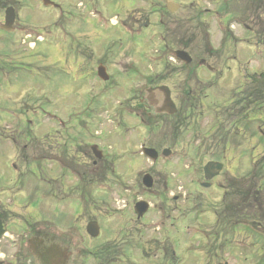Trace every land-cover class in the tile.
<instances>
[{
    "label": "rangeland",
    "instance_id": "374dc122",
    "mask_svg": "<svg viewBox=\"0 0 264 264\" xmlns=\"http://www.w3.org/2000/svg\"><path fill=\"white\" fill-rule=\"evenodd\" d=\"M62 1L67 8L71 7L74 4L73 2H77L78 0ZM231 1L232 0H227V4L234 7L233 14L235 18L240 22L244 21L250 27V30L253 31V26L255 27L256 23L255 19L252 18V21L250 22L248 19V11L246 7H244V5L236 6L232 4ZM240 1L243 4L246 3V0ZM20 3L21 4L17 2L16 5L20 8L19 11L22 23L26 24L27 26L18 24V30L22 27L27 29V32L29 31V33L33 32V30H45L48 28V26L54 25L58 21L56 13L57 10L54 8L41 7L38 2L36 3L35 0H20ZM119 5L120 2L117 4L109 2L107 4L106 2H103V6L100 7L104 11L101 14V17L109 19V17L113 14H121V11L123 10L120 9ZM132 5H130L129 3L128 7H137L135 3ZM130 7L129 10L123 11L126 12V18L130 22V24L134 25L135 27H138L140 23L144 24L146 18L148 17V12L142 11L140 12V14H136V10H132L130 9ZM88 8L90 7L88 6ZM88 8H83L82 6H79L78 8L74 7L72 8L71 15L67 12H65V15H67L70 22L67 30L71 32H77L78 30L87 41H90L91 38L86 37L85 35L86 30L81 31L80 29H78L80 21L75 18L79 16L81 18H89L90 16L87 14ZM216 9L219 12V16L211 20V32L214 33L212 39L213 43H211V45L212 47L218 48L213 49V51H219L221 54H214V57H212L211 59H209L206 55H204L203 58H205L206 61L209 62L212 66L215 65V67L218 69L216 71L217 73L213 75L205 68H197L196 73H198V78L201 81L196 86L194 85L192 80L196 79V76H194L196 74L194 72H191L188 73V77H186L185 75L182 81L185 80L184 83L189 81V84H191L194 89V91H192V94L197 104L196 110L194 111V116L186 118V120H182L179 122H174L172 120L166 119V121L164 120L163 122H160L158 124L159 130H156V142H163V145L170 142V145L172 146L171 142H173V140L177 141L180 138L179 142H177V146H172L173 150L177 151L176 156L174 157L176 159L172 161L171 164L168 163V165L164 164L162 161L158 162L156 165H152L151 163L144 162L143 159H141L140 161L139 158H130L134 155V153H136L138 149L134 145H137V136L139 133L134 132V127L132 126H129L128 131L125 132V125H127L130 119V117H128L125 112L112 113L111 124L105 117L101 118L102 120L99 121L98 119H94V117L97 116H92L103 110L106 105H112L113 108H115L116 102L123 100L124 96H126L130 81L139 78V75L143 76L144 74L150 72L152 65L148 60L142 63L135 62L133 63L135 69L127 71L125 76H122L121 78H112L114 80L116 79V86H110L102 82V85L100 84V87L105 86L108 88V90L103 91V93L99 94V90L93 85L91 86L89 84L88 78L90 76V68L82 70L81 72H71L70 75H65L68 79H64L57 73L55 69H52L48 61L43 56L34 57L32 59V65L26 64L29 61L25 56L20 57V55L24 54L22 50H25V48L32 51V54L36 53L35 51L38 50H41L42 53L48 52V39V42L47 40H44L43 42L39 43V45H36L31 49L26 42H20V39H14V41H12L14 42L13 46L17 50H19V53L16 52L15 57H20V61H18L17 64H14V66L18 67L19 69L15 71L12 82L14 84H21L22 86H25L28 83L33 84L35 92L34 96L36 98L31 94L30 97H33V100L30 102L32 104H35L34 101L36 100L38 116L28 115L26 117L32 122L38 121V123L34 127V130L37 128L36 135L40 137V134H42L41 136H44V134H47L48 132H53V126L50 125V122L47 123L48 121H43L44 118H41L43 112L42 110H46L51 113H55L60 118H62V120L65 121L67 127L74 128L75 125L82 124L84 128L76 135L88 132L90 139H92L91 135L94 133L95 129H99L101 131V134L98 137L99 139H101V141H103V144L102 146H100V148L105 151V154L109 156L111 155L115 158L118 155L126 158L120 165V172L122 174V177L128 176V180L126 181L130 183H122L123 181H120V179H118L119 177L116 176L114 172L107 176L106 182L101 183L103 184V188H105V184H108L109 189L115 190L116 194L118 195L116 199L120 198L124 200V202H126L125 206H127V209L130 208V204L131 207H133L136 201L141 198H143V200L145 199L150 204V212L145 216L146 218H148L149 223H151V234L148 233L147 237L157 238L158 240L153 241L152 239L150 248L153 249V258L142 255V257L139 258L140 263L138 264H157V261H161L158 258L159 255H162L160 254V252L162 251L160 249L162 248H160V246L156 244L159 243L161 245V243L163 242H166L165 248H167V251L162 260L166 262V264H195L196 262H198V264H202L203 251L208 247L211 249L217 248L215 250L217 251V253H215L218 256L217 260L215 259L216 256H214L211 264H255L256 261L259 260L260 255H262L263 253V251L262 253H260V248L262 249L261 245L254 242L252 243V238L248 239L250 236L253 237L254 235L251 231L246 229V225L229 226L227 225L228 221L226 222V220V227H224L223 225H219V222H217L216 220L215 222L217 223L215 224V227H213L214 225L211 224V221L213 222L212 219H214L212 210L218 211V207L220 206V201L218 202V200H220L221 196L224 194V189H222L221 185L224 187L229 186L230 184L227 181H231L234 186H237L238 182L245 186L249 185L250 182L254 179L253 177H248L251 171L256 169L254 166V162H256L264 153V141L262 138L258 139L255 131L256 129H260L264 133V98L259 99L257 97H253L252 101L253 104L256 105L255 107L249 105L248 103H250V101L246 100L249 98V96H252L253 90L257 85H254V80L252 77L246 78V76L253 73L255 75L257 72L259 74L264 69V40H252L251 38L253 37L251 32L247 35H244L243 37H240L239 34H242L243 30L240 31V27L237 28L235 24H232V28L238 34V38L235 39L230 36L227 37L225 39L223 47L219 48V34L216 31L215 26L217 23H223V25L225 26L229 25V23L232 21V17L230 16V14L226 13L225 10H223V5L218 6ZM197 10L198 12H200L199 9ZM227 11H231V8H229ZM74 14L75 16H73ZM199 15L201 16V13H199ZM241 16L242 19L240 20ZM151 20H153L152 17ZM137 21H139L140 23H136ZM164 21L171 26L168 18H165ZM88 27V31H91V35L92 37H94V44L92 45V47H95L98 52H101L102 50V52L106 53L108 56H111L114 55L118 50H120L122 45H124L125 43V38L124 36H122L120 44H110L107 36L104 37L100 31L96 29L94 30L91 25H89ZM61 28L62 27H60V29ZM100 29L103 30L102 28ZM160 30L161 31H159V33L155 35L156 38L154 40H159V37H161V35H163L164 38H167L166 35L169 32L167 34H164L163 32H166L169 29L160 28ZM151 36L152 35H149V37ZM3 38L8 37L0 34V39ZM168 40L169 37L167 38L166 42H168ZM138 42L139 41L137 39L133 40L134 45L138 44ZM139 44L140 46L135 48L139 50V52L141 51L140 54H142V50L146 45L145 39L143 37L141 38ZM178 48L179 47H175L172 49ZM150 49L151 47H149L147 54H150ZM169 49L172 50L171 48ZM30 51H28V54L30 53ZM153 51H156V54H158L161 52V49L154 48ZM222 51L224 52L222 53ZM223 54L225 55V59ZM114 57H116V65H119V67H121L120 62L122 60L123 62H130L129 58H127L123 53H121L118 57L116 55ZM197 59L198 58L194 55L191 66L195 67V65L197 64ZM169 63L171 64V62ZM61 64L62 60L55 61V67L59 71L63 70ZM221 67L222 70L219 72ZM176 70H179V67H177ZM121 71H123V67H121ZM144 79L146 80V82H141V87H143V85L147 83V78ZM35 81H43L45 83V86L42 83L39 84ZM184 83L182 85H184ZM208 86H211L209 90L207 89ZM258 87L262 88V85ZM46 89H48V93ZM14 91H16V89H8V92H10L12 98H9V94H6V96L4 97V93H0L2 101L5 103H11L10 101L15 100L18 95ZM79 91H83L81 95H78ZM133 92L139 93V90L136 89ZM260 93L264 94V91H260ZM199 94L201 95L200 97ZM72 95L74 97L71 99L70 96ZM178 97V94H176L175 101L177 107L180 106ZM201 99V103L204 104L203 106L202 104H200ZM222 102L226 103L222 104ZM226 106L230 107H227V109L223 113H220V111L223 110L222 108H225ZM241 109L246 113L248 112L249 114H255L252 117L250 125L247 126V128L243 127L239 123H235L237 117L244 114V112L240 111ZM14 122L15 121H11L7 118L4 119V122L2 123L6 125L4 128L10 129L7 136H10V138H15L16 143L18 144V150L24 143H28V148L26 151L27 153L31 152V146L33 147L34 144L30 141L29 138L27 139V141H25L20 137L22 134L19 133L17 123ZM186 122H188V125H186ZM175 124L185 130L182 134L178 132L176 137L173 136L174 132L177 131L176 129L178 128V126H176ZM207 126L208 128L210 126L212 128L207 129V132L205 133L206 139H202L199 135L202 132L206 131ZM99 130L98 132H100ZM0 132L3 134L4 131L0 130ZM253 132H255L254 136H252ZM3 135L0 136L2 137L0 138V146L2 142H4L5 144H7V141L9 142L7 136ZM190 136L192 137L191 141H189ZM89 137L85 135L83 137V140H89ZM62 138V135H60L58 130L56 129V131L52 133V135L44 136L42 139V143L45 142L46 144H48L49 139H51L52 142L56 140L60 142V139ZM199 139L201 141V145L199 146L200 151L197 150L198 152L192 154L191 149L189 153L187 151V143L196 145ZM63 140L66 141L67 146H69V143L71 144V142L65 140V138H63ZM78 143L82 144L83 142L78 141ZM222 149L224 153H222ZM12 151L14 152V154L13 152H10V155L18 165L17 170L24 171L26 167L23 166L24 163L21 162L19 156L17 155V153H19L20 151ZM84 152H86L84 154L86 155L88 153V150H84ZM183 152L189 155V157L193 156V159L190 157V160L192 161L191 165L193 167L192 172L191 169L187 170L184 165V167L182 168L177 165L178 159H184V157L186 156ZM6 153H8L7 150L0 149V184L5 181L3 180L4 176L9 175L10 173H14L13 168L9 166V163H11V158L4 159V156L7 155ZM56 153L58 155H61L63 151L61 152V148H59ZM220 153L224 155V158L221 160L224 164L222 173H220L218 177H215L212 180V183L208 189H205V187H201L199 184L200 182L205 180V175L203 173L204 165H207L208 162L211 161L217 162L218 160H220L221 158L219 157L222 156ZM34 154L35 152H31V156H33ZM36 156H39V153H36ZM92 158L82 157L77 161H79V163L81 164H87V162L94 160V158L93 160ZM185 161L187 160L185 159ZM137 167L140 169H148L147 173H151L155 182L153 187H151L153 188L152 191L145 190L146 188L142 185L141 176L143 173L140 172L137 182H134L135 179H133L132 176L134 175ZM170 169H172V171L168 172V181L165 185L167 187V191H160L164 187L163 183L167 180L165 173ZM171 175H173L174 177H172ZM9 178L10 177L8 176V179ZM21 181L24 183L26 181V177H23ZM65 182V184L68 183L67 181ZM261 184L262 182H260V185ZM108 188L105 189L108 191ZM30 189L31 188H28V186L26 188L23 187V190L26 191ZM154 189L158 191L155 192ZM44 191L45 188L40 187L34 190L35 193H42ZM35 193H32V199L36 197ZM2 198H5V194L3 193ZM110 199L111 196L109 200ZM197 201L201 202V206H195ZM160 203H164L162 205L163 207L158 208ZM255 203L256 206L253 207L252 204L247 205L246 201L242 199L241 204L243 209L241 210V212H239V214L243 216L239 217L236 215L235 218H237L238 220L242 219L246 222L254 219L257 216V212H259L260 199H257V202ZM113 204L114 203H111V205ZM206 204H209L212 207H210L212 210H210V208H207ZM53 205L54 204H52L53 208L49 210L54 214L56 212V205ZM68 208H72L71 205ZM192 208L197 210H193ZM76 209L78 208L76 207ZM130 213L131 212H129L128 215ZM125 215L127 214H119L114 217L113 220L119 221ZM232 216H234V214H231V217ZM52 217L55 218L56 223L62 224L65 227L67 226V218H62L60 216ZM153 222L159 223L161 228L157 231L154 230L153 225L155 223ZM126 225V223H123L119 230L125 229ZM184 228L185 233L183 232ZM203 230L206 233H204ZM189 234H191V236ZM135 235L137 234H133L132 236ZM204 235L208 236L209 238L202 239ZM98 240V243H100L101 239ZM233 240L240 241L239 244L233 243V246L240 247L238 251L235 250L236 253L230 251L231 248L229 249L226 245ZM113 241L117 242L118 244L124 242L122 240V235L119 236L118 234H116ZM251 243L253 244V246H251ZM246 245H248L249 249L246 248ZM218 246H221L222 248H218ZM100 247L101 246H91L89 248V250L87 251L88 253H86L88 263H91V261L92 264L97 263L96 261L99 257L98 249ZM171 247L174 249L173 262L171 260H168V256L170 255V251L172 249ZM132 248L138 250L133 255L131 250ZM132 248L128 251H114L112 258H110L109 260L115 263L116 259L122 257L121 254H123L124 256H129L130 254L131 258L142 252V250L138 249L136 246ZM9 252L10 248L8 247L2 246L0 248V253L2 254H6ZM245 255L248 256L246 258V261H244ZM204 256H208V254L206 253ZM152 259L154 263L151 262Z\"/></svg>",
    "mask_w": 264,
    "mask_h": 264
},
{
    "label": "trees",
    "instance_id": "16d2710c",
    "mask_svg": "<svg viewBox=\"0 0 264 264\" xmlns=\"http://www.w3.org/2000/svg\"><path fill=\"white\" fill-rule=\"evenodd\" d=\"M260 79H264V77H260Z\"/></svg>",
    "mask_w": 264,
    "mask_h": 264
}]
</instances>
